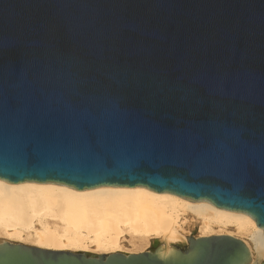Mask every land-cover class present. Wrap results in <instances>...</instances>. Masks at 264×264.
<instances>
[{
    "label": "water",
    "instance_id": "95a60500",
    "mask_svg": "<svg viewBox=\"0 0 264 264\" xmlns=\"http://www.w3.org/2000/svg\"><path fill=\"white\" fill-rule=\"evenodd\" d=\"M0 180L145 187L264 230V0H0ZM0 242V264H240Z\"/></svg>",
    "mask_w": 264,
    "mask_h": 264
},
{
    "label": "bare ground",
    "instance_id": "6f19581e",
    "mask_svg": "<svg viewBox=\"0 0 264 264\" xmlns=\"http://www.w3.org/2000/svg\"><path fill=\"white\" fill-rule=\"evenodd\" d=\"M185 213L191 216L190 225L200 224L198 237L251 236L252 241L240 238L249 250V257L240 264H264V230L242 212L139 186L79 191L58 184L0 180V234L8 239L2 241L29 240L46 249L88 251L93 247L108 255L121 250L128 231L150 244L148 251L159 259L190 262L197 252L188 241L191 226L184 225ZM10 248L0 245L3 250Z\"/></svg>",
    "mask_w": 264,
    "mask_h": 264
},
{
    "label": "rangeland",
    "instance_id": "374dc122",
    "mask_svg": "<svg viewBox=\"0 0 264 264\" xmlns=\"http://www.w3.org/2000/svg\"><path fill=\"white\" fill-rule=\"evenodd\" d=\"M184 216L186 217V219H185L186 222L184 224L185 227L189 228V226H191L189 231H188V234H189L188 241H189V239L191 237H198L199 236V234H200V224L198 223V224H195V225H190L191 216L188 213H185ZM233 236L238 237V238H244V239H247L249 241H252L251 240V236L237 235V234H235ZM2 239L8 240V239L5 238V236L3 234H0V240L2 241ZM9 241H11V243H23V244H26V245L35 246L29 240L24 241V242L12 241V240H9ZM121 244H122V247H121V250H120L121 252L140 253L142 251H148L149 248H150V244H145L144 242L141 243L139 238L133 236L128 231H126L123 234V237H122V240H121ZM88 252L93 253V254H103L101 251L96 250L93 247L90 250H88Z\"/></svg>",
    "mask_w": 264,
    "mask_h": 264
}]
</instances>
